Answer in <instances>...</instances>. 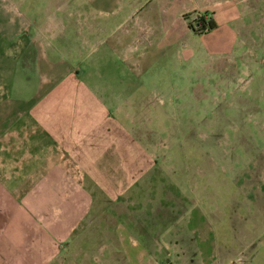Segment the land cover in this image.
<instances>
[{"label": "rangeland", "instance_id": "1", "mask_svg": "<svg viewBox=\"0 0 264 264\" xmlns=\"http://www.w3.org/2000/svg\"><path fill=\"white\" fill-rule=\"evenodd\" d=\"M220 1L233 4L26 0L34 22L67 27L58 41L98 88L114 139L107 195L119 203L97 217L96 206L50 262L49 236L34 244L9 225L17 236L0 239V264H264V1L236 2L240 18L200 33V14Z\"/></svg>", "mask_w": 264, "mask_h": 264}, {"label": "crops", "instance_id": "2", "mask_svg": "<svg viewBox=\"0 0 264 264\" xmlns=\"http://www.w3.org/2000/svg\"><path fill=\"white\" fill-rule=\"evenodd\" d=\"M248 1L252 6L255 0H233L231 6L220 1L217 9L200 15L212 19L217 30L220 15L240 18L234 4ZM26 3L0 0V239L17 236L12 224L34 244L49 236L40 248L50 262L96 206L97 217L110 203H119L107 195L113 186L106 177L113 168L114 139L108 122L99 123L98 88L92 83L84 86L81 69L58 41L67 27L61 20L34 22L26 14ZM111 111L120 115L131 110L119 105ZM123 128L129 127H122L119 137L126 145L130 139H123L129 132ZM136 141L133 137L134 146ZM146 157L143 154L145 166ZM138 159L130 165L133 182L143 165ZM131 186L118 190L124 194ZM121 208L118 215L130 219L127 206ZM137 220L143 227L144 221ZM53 229L59 231L54 238Z\"/></svg>", "mask_w": 264, "mask_h": 264}, {"label": "trees", "instance_id": "3", "mask_svg": "<svg viewBox=\"0 0 264 264\" xmlns=\"http://www.w3.org/2000/svg\"><path fill=\"white\" fill-rule=\"evenodd\" d=\"M202 29L199 30L200 33L205 34V28H209L208 31H212L217 27V24L212 20H207V18L203 17L202 19ZM207 26V27H206Z\"/></svg>", "mask_w": 264, "mask_h": 264}, {"label": "built area", "instance_id": "4", "mask_svg": "<svg viewBox=\"0 0 264 264\" xmlns=\"http://www.w3.org/2000/svg\"><path fill=\"white\" fill-rule=\"evenodd\" d=\"M201 27V28H200ZM207 27V26H206ZM200 29H202V26H200V24H198V30H200ZM208 27L207 28H205V32H208Z\"/></svg>", "mask_w": 264, "mask_h": 264}]
</instances>
